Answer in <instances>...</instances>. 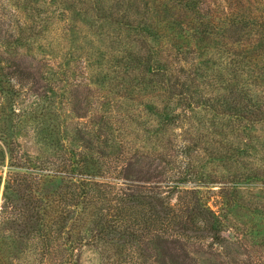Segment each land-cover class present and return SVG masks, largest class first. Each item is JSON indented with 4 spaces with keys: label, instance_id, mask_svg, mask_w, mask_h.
<instances>
[{
    "label": "rangeland",
    "instance_id": "rangeland-1",
    "mask_svg": "<svg viewBox=\"0 0 264 264\" xmlns=\"http://www.w3.org/2000/svg\"><path fill=\"white\" fill-rule=\"evenodd\" d=\"M190 1L0 0L6 264H264V0Z\"/></svg>",
    "mask_w": 264,
    "mask_h": 264
},
{
    "label": "trees",
    "instance_id": "trees-1",
    "mask_svg": "<svg viewBox=\"0 0 264 264\" xmlns=\"http://www.w3.org/2000/svg\"><path fill=\"white\" fill-rule=\"evenodd\" d=\"M178 2H183L184 0H177ZM188 3H191L190 0H187V3L184 5V8H189V9H192ZM3 144V143H2ZM4 145V144H3ZM3 152V149L0 148V153ZM75 166H77V164H75ZM82 175H87V174H84V173H81ZM61 176V175H60ZM58 176V177H51V183H55L56 181H61V177ZM88 176V175H87ZM47 177V178H46ZM49 176H45V180L48 181ZM71 178V177H70ZM45 182V181H44ZM40 185L37 186V188L33 191V194H34V199H30L28 198L27 200V197L24 198L20 196V190L18 189V201L20 202L21 201V205L26 209V212L24 214V212L19 213H15L14 209L12 210L13 214L15 215V217H13L14 219L11 220V222H16L18 225H21L25 228H27L29 230V228L31 229H34L35 228V225L37 227H40L41 229L45 230V228H47L48 226V221H52V219H50V215L55 212L56 214V206H52V204L54 203L53 201V197L55 196V193L52 192L51 195L52 197H50L51 195H43L42 196V190H40ZM139 187V186H137ZM30 190H26L28 193V195H31V191H32V188L29 186ZM140 188V187H139ZM54 189H59V185L56 186ZM138 189V188H137ZM11 190H13V188H11ZM10 190V187L8 185V181L4 183V190L2 192V203H1V209H0V216L1 214H6V215H10L7 214V211L9 210L10 207H13L15 208L16 207V204H18L17 202H11L12 198H10V195L9 193L13 192ZM85 194V193H84ZM54 195V196H53ZM14 196V195H13ZM145 196V195H144ZM23 198V199H21ZM24 200V201H23ZM27 200V201H26ZM129 201L132 200L131 198L128 199ZM151 201H154L153 197H144L143 200L141 202H144L143 205L145 204L146 207L148 208L147 209V212H146V215H147V220L146 221H143L145 224H148L149 222V219H151L152 217H154V220H151V222H157V221H160L162 220L161 219H158L155 217L154 213L156 211H162V206L159 205V203H152ZM61 204V203H60ZM140 204V203H139ZM194 207H198L197 204H193ZM121 205L118 204V207H120ZM193 210V208H191V211ZM16 212H18L16 210ZM161 212V213H162ZM148 213V214H147ZM189 213V212H188ZM204 213V212H203ZM11 214V215H13ZM163 214V213H162ZM212 215V214H210ZM2 217V216H1ZM6 220V218H4ZM10 222V221H9ZM61 222H63V218H60L59 220V223L58 224H61ZM112 222H117L116 218L114 217V219L112 220ZM163 222V221H162ZM187 223H191V220L189 221H186ZM201 225H203L204 227L206 226V223L208 222V224L210 226H212L214 223L211 221V220H208V212H207V217H204L203 219H201ZM2 224L1 222V218H0V225ZM128 226V225H127ZM147 226V225H146ZM29 227V228H28ZM120 227H123V226H120ZM208 227V226H207ZM110 228V227H109ZM124 230H132V229H128V227H123ZM148 227H145L144 229L146 230ZM134 231V230H133ZM131 232L128 231V235L130 234ZM10 237V236H8ZM123 239L126 240V241H130V240H134V244L139 246L140 245V241H141V237L144 238V235L140 236V237H137L135 235L134 232H132L129 236H127V234H124L122 235ZM13 237L11 238H8V240H4L3 238L0 237V250L4 247H8V249H13L14 248V244H15V241L14 243H9L8 241L12 240ZM80 241V240H79ZM8 252V250H7ZM2 252H0V264H6V262L8 260H5V258L2 257L1 255ZM144 258H145V261L148 260V256L146 254H141Z\"/></svg>",
    "mask_w": 264,
    "mask_h": 264
}]
</instances>
